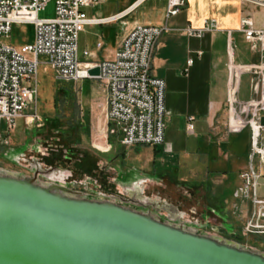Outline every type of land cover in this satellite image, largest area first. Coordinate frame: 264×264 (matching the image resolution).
<instances>
[{
    "label": "crops",
    "instance_id": "obj_1",
    "mask_svg": "<svg viewBox=\"0 0 264 264\" xmlns=\"http://www.w3.org/2000/svg\"><path fill=\"white\" fill-rule=\"evenodd\" d=\"M135 1L109 8L101 7L100 2L84 12L88 18L107 19L122 13ZM138 8L148 15L143 24L127 20ZM259 8L240 0H186L184 8L165 21L166 1L146 0L119 21L85 26L78 37L79 61L97 64L113 59L134 26H166L150 71L152 78L165 83L164 142L151 147L152 164L159 167L154 178L144 176L142 181L164 178L195 190L205 189L209 203L217 205L227 218L230 207L236 203L242 211L238 220L247 216L250 209L249 203L233 196L241 185L240 175L247 169L250 134L247 128L229 127L230 121L245 118L244 108L236 104L230 112L229 98L233 92L234 98L244 103L252 96L250 74L241 67L255 65L260 58L245 40L240 23L247 18L254 29H264V22L255 21L250 14ZM206 19H215L218 29L201 36L188 34L189 28H201ZM190 58L193 63L187 68ZM103 87L102 96L93 101L103 104L106 120L108 91ZM261 123L264 126V113ZM188 124L192 125L190 131L186 129ZM109 129L107 124V133ZM96 148L103 149L98 145ZM256 169L261 173L257 194L264 198V165L258 168L256 163Z\"/></svg>",
    "mask_w": 264,
    "mask_h": 264
},
{
    "label": "rangeland",
    "instance_id": "obj_2",
    "mask_svg": "<svg viewBox=\"0 0 264 264\" xmlns=\"http://www.w3.org/2000/svg\"><path fill=\"white\" fill-rule=\"evenodd\" d=\"M125 1L130 4L134 0H103L100 6L114 7ZM53 10L51 3L38 17L51 18ZM253 11L249 13L255 21L264 22V9ZM127 20L143 24L148 15L138 8ZM32 37L30 26H14L0 43L19 47L31 43ZM31 82L36 85V101L16 119L6 143L0 125V174L33 178L37 173L39 184L59 185L79 198L150 214L161 223L264 255V235L244 232L247 216L238 220L242 211L236 203L227 218L223 210L209 203L205 189L195 190L164 178L142 181L144 176L154 178L159 168L152 164L153 150L146 146L125 148L121 134L111 137L107 133L103 104L93 101L102 96L101 82L57 81L45 56L39 57Z\"/></svg>",
    "mask_w": 264,
    "mask_h": 264
},
{
    "label": "built area",
    "instance_id": "obj_3",
    "mask_svg": "<svg viewBox=\"0 0 264 264\" xmlns=\"http://www.w3.org/2000/svg\"><path fill=\"white\" fill-rule=\"evenodd\" d=\"M146 0H136L120 14L107 19L88 18L84 9L98 5L101 0H0V38H7L14 26L32 28V42L19 47L0 43V125L4 126V143L14 129L16 119L36 101L37 91L32 83L39 57L45 56L56 80L78 82L95 79L105 85L106 121L110 135H122L125 148L138 146L158 147L164 142L165 83L150 75L153 54L166 26L136 25L121 42L112 60L97 64L81 63L78 59V37L84 27L121 20ZM165 21L177 15L186 0H165ZM264 9V0H240ZM49 3L54 4L51 18L38 15ZM215 19H206L201 28L187 30L190 36L217 30ZM240 30L252 50L258 51L259 62L241 68L250 74L251 98L239 102L233 92V104L244 108L245 118L230 121L233 129L247 128L250 134V151L247 169L240 175L241 185L234 198L249 203L250 209L244 232L264 235V198L257 194L261 173L256 169L264 165V29L256 30L249 19H243ZM87 53H84L86 56ZM193 60L187 61V68ZM97 67L99 76L90 78L88 70ZM236 68V67H234ZM187 131L192 130L188 124ZM2 138V135L0 134Z\"/></svg>",
    "mask_w": 264,
    "mask_h": 264
},
{
    "label": "water",
    "instance_id": "obj_4",
    "mask_svg": "<svg viewBox=\"0 0 264 264\" xmlns=\"http://www.w3.org/2000/svg\"><path fill=\"white\" fill-rule=\"evenodd\" d=\"M36 178L0 174V264H264V255Z\"/></svg>",
    "mask_w": 264,
    "mask_h": 264
}]
</instances>
